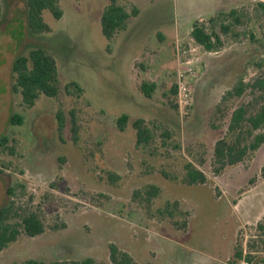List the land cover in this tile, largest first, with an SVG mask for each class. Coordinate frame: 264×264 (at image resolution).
<instances>
[{"label":"rangeland","instance_id":"374dc122","mask_svg":"<svg viewBox=\"0 0 264 264\" xmlns=\"http://www.w3.org/2000/svg\"><path fill=\"white\" fill-rule=\"evenodd\" d=\"M59 1L63 18L44 11L51 32L37 35L29 28L26 0H0V137L16 140L14 155L0 152V210L13 204L17 214L37 212L45 224L43 234H22L0 251V264L87 258L112 264L111 246L138 264H233L245 247L264 259V145L243 164L218 174L212 167L228 109L237 106L234 100L222 104V98L253 53L264 54V11L258 6L264 0H118L139 15L113 40L103 36L100 22L111 0ZM232 10L245 16L246 26L236 32H251L255 40L229 34L221 51L199 53L194 103L181 119L172 93L175 42L179 37L188 46L195 22L205 24ZM37 48L56 59L60 94L43 95L26 109L12 90V68ZM259 72L250 66L246 79ZM130 74L134 82L128 89ZM152 81L157 87L147 99L141 86ZM70 83L81 93L69 95ZM59 109L66 115L62 138ZM73 110L80 129L76 142ZM14 114L23 116L22 125H11ZM124 114L130 121L122 132L118 119ZM138 119L155 131L149 148L136 145ZM188 162L207 183L183 184ZM149 186L161 189L151 214L134 198L136 190ZM175 202L179 211L173 219L159 216Z\"/></svg>","mask_w":264,"mask_h":264},{"label":"trees","instance_id":"16d2710c","mask_svg":"<svg viewBox=\"0 0 264 264\" xmlns=\"http://www.w3.org/2000/svg\"><path fill=\"white\" fill-rule=\"evenodd\" d=\"M28 7L29 28L34 34H46L51 32V28L45 23L43 18L44 11H50L53 17L61 20L64 12L60 7L59 0H26ZM264 11V4L259 3ZM1 9V3H0ZM139 15V10L133 8L129 11L121 5L118 0H111L110 4L104 9L101 16L102 34L107 40H113L120 32H124L129 27V21ZM244 15L237 10L229 13L219 12L210 17L207 23L195 22L193 24L190 36L202 52L215 53L224 47V36L233 35L239 38L241 35H249L251 41H254L253 33H237L240 26H246ZM240 39V38H239ZM238 39V40H239ZM260 57L263 59L260 61ZM250 66H256L260 72L255 78L248 81L246 73ZM237 73L235 84L229 89L222 98V104L234 100L237 106L228 109V122L225 136L216 141L213 151L212 167L215 173H220L227 167L243 164L251 159L253 155L264 145V54L262 51L253 53ZM12 90L15 94H21L22 106L31 109L36 106L41 96L57 98L60 94V78L58 65L55 57L45 49H32L27 55L19 57L12 68ZM156 84L144 83L141 86V92L147 99L152 98L156 90ZM69 95L81 93V88L76 83H70L66 86ZM172 93L176 95V86L174 85ZM175 108L178 110L177 104ZM218 111L223 112L222 108ZM73 134V140L76 142L79 134V123L76 112L70 113ZM58 132L62 138L66 130V115L62 109L57 112ZM23 116L14 114L11 117V125H22ZM130 117L127 114L118 119V128L125 131L129 124ZM136 131L137 147L149 148L155 143V131L144 119H138L133 123ZM16 140H11L7 135L0 137V152H10L14 155V146ZM11 144V145H10ZM14 144V145H13ZM186 176L183 184L187 186H198L207 183V177L193 163L188 162L185 165ZM167 176V175H166ZM11 190V189H10ZM13 195V190L9 191ZM161 189L157 186L136 190L134 198L143 202L146 213L151 214V204L153 199L158 198ZM179 204L168 203L158 214L161 217L174 218L179 211ZM183 225H186L184 223ZM45 224L37 212L20 215L14 212L13 204L7 205L0 210V251L5 250L10 244L17 241L20 235L26 234L35 237L43 234ZM110 259L112 264H138L129 254L120 250L116 246L110 247ZM242 251L239 250L236 258L242 257ZM256 257H250L253 261ZM264 264V259H258V263ZM94 260L87 258L84 260H65L43 262L29 260L24 264H94Z\"/></svg>","mask_w":264,"mask_h":264},{"label":"built area","instance_id":"2783aa9c","mask_svg":"<svg viewBox=\"0 0 264 264\" xmlns=\"http://www.w3.org/2000/svg\"><path fill=\"white\" fill-rule=\"evenodd\" d=\"M201 52V48L193 40L185 47H182L179 43L176 44V56L178 59V70L175 75L176 104L181 119H184L188 115L194 103L192 86L198 78L197 66L198 62H200L199 53ZM257 255L260 254L251 252L245 247L242 257L237 259L233 264H263L258 263V259L263 258H255L253 261L250 260V257Z\"/></svg>","mask_w":264,"mask_h":264},{"label":"crops","instance_id":"0c3cea01","mask_svg":"<svg viewBox=\"0 0 264 264\" xmlns=\"http://www.w3.org/2000/svg\"><path fill=\"white\" fill-rule=\"evenodd\" d=\"M158 35H159V37H161L160 34H158ZM175 43H176V44H177V43H180V38H179V37L177 38V40H176ZM130 73H131V72H130ZM130 79H131V80H130L131 83H130V81H129V84L127 85L128 89H129V87L133 86L134 78L132 77V74H130ZM152 83H154V82L152 81ZM154 84H155V83H154ZM128 89H127V92L129 93Z\"/></svg>","mask_w":264,"mask_h":264}]
</instances>
